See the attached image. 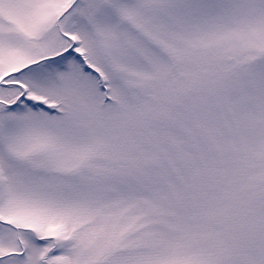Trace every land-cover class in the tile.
Returning a JSON list of instances; mask_svg holds the SVG:
<instances>
[{
	"label": "snow or ice",
	"instance_id": "1",
	"mask_svg": "<svg viewBox=\"0 0 264 264\" xmlns=\"http://www.w3.org/2000/svg\"><path fill=\"white\" fill-rule=\"evenodd\" d=\"M0 264H264V0H0Z\"/></svg>",
	"mask_w": 264,
	"mask_h": 264
}]
</instances>
